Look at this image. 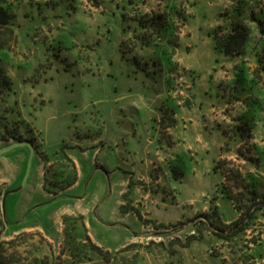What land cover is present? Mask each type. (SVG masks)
Wrapping results in <instances>:
<instances>
[{
	"label": "rangeland",
	"instance_id": "1",
	"mask_svg": "<svg viewBox=\"0 0 264 264\" xmlns=\"http://www.w3.org/2000/svg\"><path fill=\"white\" fill-rule=\"evenodd\" d=\"M193 1L136 0L126 8V17L168 16L171 27L164 35L155 34L156 26L134 33L137 44L149 45L139 53H157L159 65L150 66L157 72L148 77L119 58L115 34L109 33L120 0H102L98 7L90 0H65L75 12L60 16L59 9H45L43 21L24 19L20 42L0 52L14 80L10 101L17 100L36 145L0 151L1 239L20 237L14 245L23 256L38 246V254L61 264H246L250 256L264 262V216L231 242L201 221L212 200L225 222L239 215L220 193L223 178L213 161L220 155L245 162L225 149L235 146L232 131L240 116L253 117L249 154L260 158L257 171L264 176V79L249 100L259 106L246 108L232 97L235 69L243 67L254 79L255 62L249 54L219 57L207 35L229 22L218 14L226 13L231 0L201 7ZM183 16L193 18L186 22ZM253 26L258 38L260 28ZM129 35L126 42H137ZM10 143L0 142V148ZM72 159L78 182L57 191L52 183L72 171ZM129 182L139 194L149 193L150 207L140 206L144 201ZM122 191L128 214L119 209ZM83 221L111 261L84 244ZM29 227L43 232L19 234ZM134 236L140 241L130 243Z\"/></svg>",
	"mask_w": 264,
	"mask_h": 264
},
{
	"label": "trees",
	"instance_id": "2",
	"mask_svg": "<svg viewBox=\"0 0 264 264\" xmlns=\"http://www.w3.org/2000/svg\"><path fill=\"white\" fill-rule=\"evenodd\" d=\"M64 1L60 0V2L50 5L45 2H35L32 0H0V52L10 51L16 43L20 42L18 32L24 30V19H28L29 23L38 20L43 21L42 13H44L45 9H51L52 11L59 9L60 16L63 14L69 16L72 12H75V10H70ZM90 1L95 7L100 6L102 2V0ZM120 1L121 4L116 3L115 5L117 12H111V16L115 17V31L109 32L115 34L119 58L132 68L133 73L144 74L146 77L153 75L157 70L152 69L150 66L153 64L154 66L159 65V60L154 58L157 53L155 50L149 56L139 53L144 48H149V45L142 46L143 41L141 39L140 44H137V36H134V33H139L138 31L148 29L150 26H156L157 28L155 29L158 32L155 34L164 35L171 27L168 24V16L158 13L150 20L145 16L126 17V8L135 4L136 0ZM213 1L215 0H195L192 6L199 5L201 7L203 2L208 4ZM231 3V6H227L229 12L225 10L226 13L220 12L218 14L219 18H226L229 22L224 27L218 26L209 31L207 35L211 38L214 51L219 57L235 60L245 57L246 54L251 55L256 67L255 75L252 74L254 79H248L244 68L237 67L233 79L234 94L232 97L237 102L243 103L246 108H250L253 104L259 106V103L252 101L250 103L249 100L252 99L250 95L254 91V87L264 79V5L261 4V0H231ZM253 3H255L254 6H252ZM31 8L35 10L33 12L35 14H31ZM26 9L30 13H27ZM174 12L177 15H182L181 10L175 9ZM160 16H162V19H160ZM182 18L184 20L187 19L186 22H190L193 16L190 18L183 16ZM202 18L205 20L207 16L203 14ZM184 25L187 26L185 23ZM253 25H257L260 28L258 38L254 36ZM129 33H133L134 40L137 42H126V38L132 37L130 36L131 34L127 36ZM13 85L14 80L7 74L3 61L0 59V142H11L14 144L28 143L35 147L34 139L29 136L32 129L30 126L25 127L28 126V122L24 119L23 113L18 110L17 100L10 101V98L16 94ZM235 121H237V124L233 126L232 131L235 146L230 149V144H226L225 149L227 151L235 150L237 159H243L245 162L240 164L235 159L220 157L219 155L213 161V171L215 173L219 172L222 176L223 180L219 185L220 193L234 203V207L239 212V215L233 221L229 223L225 222L214 200H212L209 210L203 212L201 215L203 218L201 221L206 223L213 234L227 242L233 241L234 238L255 226L258 218L264 216V176L257 171L260 165V158L254 154H249L254 149V144L250 143L252 139L253 117L251 116L250 119H246L240 116ZM221 135L226 137L227 134L223 130ZM221 150H224V148H221ZM63 156L69 159L66 155ZM70 163L72 171L67 172V176H63L59 181L52 183L57 191L67 190L78 179L72 160ZM246 164H249L255 171H250L251 169H248ZM119 209L123 213L128 212L124 205H120ZM4 226L3 221L0 219V264H61L50 259L48 255L38 254L40 250L38 246L33 251H25L23 256L16 249V245H14L20 237L16 236L11 240L1 239ZM19 234L25 237L29 233L24 231V233ZM86 243L89 244L94 252L100 254L104 261L109 262L112 260L110 252L92 242L87 234H85L84 240V244ZM249 261H245V263L264 264V262H257L254 256H250Z\"/></svg>",
	"mask_w": 264,
	"mask_h": 264
},
{
	"label": "crops",
	"instance_id": "3",
	"mask_svg": "<svg viewBox=\"0 0 264 264\" xmlns=\"http://www.w3.org/2000/svg\"><path fill=\"white\" fill-rule=\"evenodd\" d=\"M151 128H153V126H151ZM14 143H10V144H8V145H5V146H2L1 148H0V151L1 150H3V149H9V148H15V147H17V145H13ZM147 153V152H146ZM146 153H145V155H146ZM145 158V157H144ZM72 161L74 162V160L72 159ZM141 162L142 163H146V161H145V159H143V160H141ZM74 165H75V167H76V170H77V166H76V164H75V162H74ZM77 176H78V170H77ZM78 182V179H77V181L72 185V186H74L76 183ZM129 184H131L130 185V190L132 189L133 191H134V196H139V199H141L142 201H144L142 204H140V206L142 207V208H148V207H150V203H149V193L148 192H146V193H140L139 194V189L137 188V187H135L137 184L136 183H130L129 182ZM71 186V187H72ZM71 187H69V188H71ZM68 188V189H69ZM124 192L125 191H122V193H121V198H122V202L121 203H119V206L120 205H122L123 204V196H124ZM137 201H138V199H134L133 200V203L135 204V205H137ZM63 214H67V215H75V214H69V213H61L60 215H63ZM126 214H128V213H126ZM82 225V227H83V230L85 231V234H87L89 237H90V239L92 240V238H91V236L88 234V231H87V225H86V223L83 221V223L81 224ZM34 230H38V231H40V232H43V229L42 228H36V227H29V228H26V229H24L23 231H34ZM45 237H48L46 234H43ZM49 238V237H48ZM140 239H141V237L140 236H134L132 239H131V241H130V243H135V242H138V241H140ZM92 242H93V240H92ZM97 245V244H96ZM99 246V245H98ZM126 245H123L122 246V248H124ZM121 248V249H122ZM120 250V249H119ZM117 248H116V250L115 251H119ZM107 251H109V250H107ZM110 252V251H109ZM111 252H113V251H111Z\"/></svg>",
	"mask_w": 264,
	"mask_h": 264
},
{
	"label": "water",
	"instance_id": "4",
	"mask_svg": "<svg viewBox=\"0 0 264 264\" xmlns=\"http://www.w3.org/2000/svg\"><path fill=\"white\" fill-rule=\"evenodd\" d=\"M23 144L29 145L28 143H19V144H13V145H23Z\"/></svg>",
	"mask_w": 264,
	"mask_h": 264
}]
</instances>
